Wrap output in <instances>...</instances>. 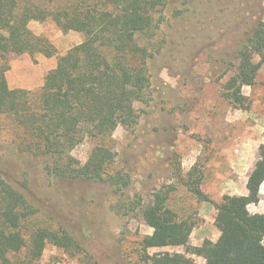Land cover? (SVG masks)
Listing matches in <instances>:
<instances>
[{
	"label": "rangeland",
	"instance_id": "rangeland-1",
	"mask_svg": "<svg viewBox=\"0 0 264 264\" xmlns=\"http://www.w3.org/2000/svg\"><path fill=\"white\" fill-rule=\"evenodd\" d=\"M153 16L158 25L154 35L141 42L154 55L147 63L145 100L129 110L137 123L119 126L110 140L86 139L72 152L84 165L96 146L112 148L117 158L108 174L128 176V186L55 177L51 158L31 151L24 130L0 115V175L38 208L29 229L64 227L100 264L139 263L140 243L153 233L141 209L160 191L170 190L168 207L195 223L192 246L215 238L214 203L223 193H242L264 142V66L256 84L243 88L248 110L236 108L222 95L236 72L240 49L264 22V0H168ZM29 29L53 43L58 54H11L5 75L10 88L35 92L47 84L58 58L81 44L86 34L64 33L53 21H33ZM0 40L8 41L1 22ZM4 66L0 61V69ZM193 167L200 171L208 201L186 187ZM224 180L229 184L222 188ZM257 207L249 211L253 214ZM149 252L187 254L186 247ZM187 255L205 264L203 258ZM39 264L81 263L50 243Z\"/></svg>",
	"mask_w": 264,
	"mask_h": 264
},
{
	"label": "trees",
	"instance_id": "trees-1",
	"mask_svg": "<svg viewBox=\"0 0 264 264\" xmlns=\"http://www.w3.org/2000/svg\"><path fill=\"white\" fill-rule=\"evenodd\" d=\"M168 0H0V22L8 41L0 40V115L11 117L30 138L28 148L51 158L50 172L65 180H107L124 188L130 178L108 174L117 153L96 146L80 165L72 155L86 139L110 140L119 126L137 123L129 114L134 103L143 102L147 63L153 58L141 44L156 29L153 14ZM53 21L64 32L82 31L86 39L58 58L47 84L38 91L12 89L5 71L11 54H42L52 58L57 47L35 35L29 24ZM258 58V60H257ZM264 66V22H260L238 53L236 72L222 95L236 108L248 110L244 87H253ZM260 159L249 175L247 196L223 197L214 203L219 239L201 246L190 244L195 223L180 218L167 205L170 190L142 207L146 224L153 229L141 243L138 264H264V214H252L249 206L260 201L264 183V144ZM200 171L193 167L186 187L197 199L208 201L202 191ZM39 212L27 197L0 175V264H39L48 244H53L81 264H100L64 227L29 229ZM186 247V253L150 254V249Z\"/></svg>",
	"mask_w": 264,
	"mask_h": 264
},
{
	"label": "crops",
	"instance_id": "crops-1",
	"mask_svg": "<svg viewBox=\"0 0 264 264\" xmlns=\"http://www.w3.org/2000/svg\"><path fill=\"white\" fill-rule=\"evenodd\" d=\"M262 144H264V142ZM250 173L251 172H249V174L245 177V181L243 182V184H244L243 191H242L241 194H236V193H233V194L232 193H223V195L221 197V200L216 201V203H219L220 201H222L223 197L226 196V195H229V196H247L248 195L247 182H248V178H249ZM222 182H223L222 183V186H223L222 188L228 186V184H229L227 182V180L226 181L224 180ZM231 187H233V186H231ZM257 204H259V207H257V211L256 212H253V214H256V213L264 214V205H263L264 204V183L261 185V188H260V201ZM252 205H255V204H252ZM252 205H250V206H252ZM250 206H249V209H250ZM216 214H217V210L214 207L213 208V217H212V220H213V223L212 224L213 225H215ZM220 235H221V233H220V231L216 227L215 238H211V240L214 241V242H216L219 239Z\"/></svg>",
	"mask_w": 264,
	"mask_h": 264
}]
</instances>
